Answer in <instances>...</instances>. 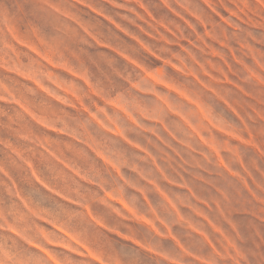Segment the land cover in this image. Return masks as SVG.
Wrapping results in <instances>:
<instances>
[{
  "label": "rangeland",
  "instance_id": "rangeland-1",
  "mask_svg": "<svg viewBox=\"0 0 264 264\" xmlns=\"http://www.w3.org/2000/svg\"><path fill=\"white\" fill-rule=\"evenodd\" d=\"M0 264H264V0H0Z\"/></svg>",
  "mask_w": 264,
  "mask_h": 264
}]
</instances>
